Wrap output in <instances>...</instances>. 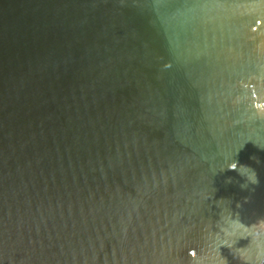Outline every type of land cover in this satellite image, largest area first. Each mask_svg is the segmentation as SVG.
Returning <instances> with one entry per match:
<instances>
[{"label":"water","instance_id":"95a60500","mask_svg":"<svg viewBox=\"0 0 264 264\" xmlns=\"http://www.w3.org/2000/svg\"><path fill=\"white\" fill-rule=\"evenodd\" d=\"M0 264H264V0H0Z\"/></svg>","mask_w":264,"mask_h":264}]
</instances>
